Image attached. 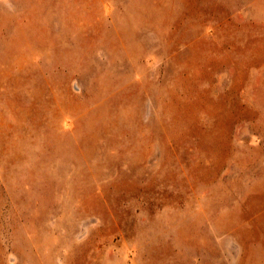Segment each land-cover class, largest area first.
I'll use <instances>...</instances> for the list:
<instances>
[{"label":"rangeland","instance_id":"obj_1","mask_svg":"<svg viewBox=\"0 0 264 264\" xmlns=\"http://www.w3.org/2000/svg\"><path fill=\"white\" fill-rule=\"evenodd\" d=\"M0 264H264V0H0Z\"/></svg>","mask_w":264,"mask_h":264}]
</instances>
